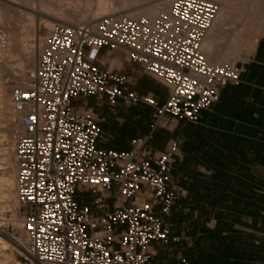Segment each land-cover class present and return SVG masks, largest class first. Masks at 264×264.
<instances>
[{
  "label": "built area",
  "instance_id": "obj_1",
  "mask_svg": "<svg viewBox=\"0 0 264 264\" xmlns=\"http://www.w3.org/2000/svg\"><path fill=\"white\" fill-rule=\"evenodd\" d=\"M218 10L214 0H173L155 18L114 13L45 30L34 69L10 93L19 118L17 210L28 241L12 222L6 227L17 233H0L19 249L20 264H151L154 242L180 241L165 220L185 192L174 174L179 142L157 150L150 134L128 151L106 149L100 119L78 102L147 104L156 112L153 130L165 115L198 123L223 86L241 82L237 63L211 62L202 48ZM104 50L123 52L164 84L165 103L105 68Z\"/></svg>",
  "mask_w": 264,
  "mask_h": 264
},
{
  "label": "crops",
  "instance_id": "obj_2",
  "mask_svg": "<svg viewBox=\"0 0 264 264\" xmlns=\"http://www.w3.org/2000/svg\"><path fill=\"white\" fill-rule=\"evenodd\" d=\"M133 65L128 71L138 82L132 88L165 103L167 87ZM241 70V82L223 86L198 123L165 115L154 132L155 109L147 104L78 102L100 119L107 140L98 144L106 149L128 151L132 140L150 134L157 150L171 139L179 142L183 157L174 173L185 192L165 220L181 239L154 242L151 264H264V35ZM122 104L131 111L118 114Z\"/></svg>",
  "mask_w": 264,
  "mask_h": 264
},
{
  "label": "rangeland",
  "instance_id": "obj_3",
  "mask_svg": "<svg viewBox=\"0 0 264 264\" xmlns=\"http://www.w3.org/2000/svg\"><path fill=\"white\" fill-rule=\"evenodd\" d=\"M45 1L47 0H29V2L27 1L28 3H25L24 0H0V94H6L10 96L12 88L23 81L19 80V76H27L28 73L31 72L30 67L26 65H23V67L17 66L19 56L15 47L19 45L20 47L25 46L27 50H32L33 47H35L36 50H39L41 43L40 40L44 36L45 30L49 27H47L46 24L35 15L33 8H43L45 6ZM87 1L89 2L88 4H86ZM97 1L98 0H55V3L57 5L61 4V8L59 7L61 10L70 8L71 10L75 9L83 11L85 9H94L96 7ZM108 1L116 5L119 0ZM159 1L160 0H127V3L129 4H127L126 8L122 9L121 12L130 14V12H132L130 10L138 5L148 3L150 4ZM220 1H226L236 5L242 4L245 5L246 8L249 7L247 10H251V8H257L259 12L264 13V0H216L218 6H220ZM87 20L90 21L91 18ZM228 20L229 21L226 22L225 26V34L220 36L221 39H218V43L216 45L217 53L212 55L210 58L207 57L211 62L216 63L220 54L232 43V39L235 34L238 32H242L244 35L249 34L250 26L248 22H253L254 18H251V16L247 17L246 14H243L239 17V19L238 17L234 18L231 15ZM78 21L83 20L79 19ZM58 22L61 21L53 20V23ZM33 27L36 28L34 32L32 31ZM243 56L244 53H242L241 58L236 59L234 62L230 61L228 63H237L238 66L241 67L242 61H244ZM125 58V54H123L121 51H115L110 55L102 52L100 61L105 68L115 72H123L125 75L129 76L134 81V83L138 82L135 79L136 76H131V72L128 71L129 65L132 66L131 68H134V63L131 61L128 62ZM13 69L15 70V74L12 73ZM144 84L150 85L152 83L149 80H146ZM117 110H119L117 111V113L119 112L118 114H124L131 111V108H128L122 104ZM108 114L110 115L109 120L112 122V120H114L115 114L110 112ZM154 114V121H156V112ZM15 119L16 118H13L8 114L4 108V105L0 102V154L6 153L5 158L8 156L6 159L8 165H4L5 162H0V168L2 169L7 166L14 168L16 176L17 173L14 156L15 147L11 146L13 134L16 136V131L18 130L17 125L16 129L14 130L15 125H13V122H15ZM160 124L161 121L159 122L158 127H161ZM2 200L3 193L0 190V215L6 220L12 218L13 216L18 217L19 213L17 210V200L15 199L16 205L14 207H10L8 205H4V207L2 205ZM90 201L91 198L88 202ZM3 231L7 232L8 234L17 233V229H13L10 226L8 228L6 227V229ZM0 238L7 242L6 250L2 251L5 252L6 256L3 255L4 257L0 258V264H20L19 249L6 237L5 234L0 233Z\"/></svg>",
  "mask_w": 264,
  "mask_h": 264
},
{
  "label": "bare ground",
  "instance_id": "obj_4",
  "mask_svg": "<svg viewBox=\"0 0 264 264\" xmlns=\"http://www.w3.org/2000/svg\"><path fill=\"white\" fill-rule=\"evenodd\" d=\"M27 1L29 2V0H24L25 3ZM172 1L173 0H160L159 2H155V3L141 4V5H138L132 8V10H130L132 12L129 11L130 12L129 14L126 12H121V10L126 8L127 4H129L127 3V0H119L116 5L109 2L108 0H98L96 7L94 9H85L83 11L75 10V9L71 10L70 8L61 10L60 9L61 4L57 5L55 3V0H47L45 1V4H44L45 6L43 5L44 6L43 8L36 9L34 7L33 12L38 18H40L46 24L47 27L51 28L54 25L53 20H57L63 23L70 24V23H75L79 19L83 21H86L89 18H91V20H95L99 17L105 16L108 14H114V13H126L131 16L145 15V16H149L150 18H155L160 13L167 11ZM88 3L89 2L87 1L86 4ZM219 4H220L219 6L220 8L217 13V18L214 24L212 25L211 29L209 30L206 38L203 41V44H202L203 51L208 58H210L212 55H215L217 53L216 45L218 43V39L220 38V36L225 34V29H226L225 26H226V22L229 21L228 20L229 17L232 15L234 18L238 17L239 19L240 16H242L243 14H246L247 17L251 16V18H254L255 20V23H254V20L253 22L252 21L248 22L250 26L249 34L244 35L242 32H238L237 34H235L232 39V43L229 45L228 48H226V50H224L220 54V56L218 57L216 61V64H224L230 61L234 62L236 59L242 57V53H244L243 57L244 59H246L255 49V46L259 38L262 35H264V13L259 12L257 8H251V10H247L249 7L246 8V6L242 4L236 5L234 3H228L226 1L225 2L220 1ZM35 29L36 28L33 27L32 31L34 32ZM15 48L19 56L17 66L23 67V65H26L30 67L32 71L35 67V62L37 59L36 55H37L38 50H36L35 47H33L32 50H27L25 46L20 47L19 45H17ZM12 73L15 74L14 69L12 70ZM19 80L21 81L23 80L20 83V85H24L26 82V75L23 77L19 76ZM0 102L4 105V108L6 109L8 114L11 117L16 118L15 122H13V125H15V128H14L15 130L16 127L19 125V118H17L12 112L10 96L6 94H0ZM15 138L16 136L13 134V139L11 140V146L13 147H15L14 146ZM5 154L6 153L0 154V162H5L4 165L8 163L6 162L7 161L6 159L8 158V156L5 158ZM16 173H17V167H16ZM15 177L16 176H15L14 168H10L9 166L4 167L2 169L0 168V190L3 193V200H2L3 206L8 205L10 207H14L16 205V201H15L16 199L15 198L16 197V179ZM0 220H1L0 222L1 231L6 229L7 222H12L15 225V227H17L18 229V234H17L18 239L22 243H27L28 237H27V234L23 230L20 229L22 221L19 217L13 216L10 220H6L1 216ZM0 244H1L0 245V258H2L6 256L5 252H2V251L6 250L7 242L0 238Z\"/></svg>",
  "mask_w": 264,
  "mask_h": 264
},
{
  "label": "trees",
  "instance_id": "obj_5",
  "mask_svg": "<svg viewBox=\"0 0 264 264\" xmlns=\"http://www.w3.org/2000/svg\"><path fill=\"white\" fill-rule=\"evenodd\" d=\"M153 125H154V123H152L151 125H150V127L151 128H153ZM155 130H153V132H154ZM174 171H175V167H174ZM175 174V173H174Z\"/></svg>",
  "mask_w": 264,
  "mask_h": 264
}]
</instances>
